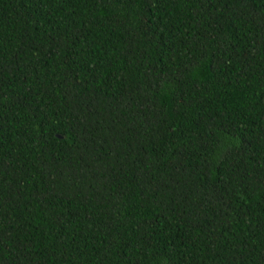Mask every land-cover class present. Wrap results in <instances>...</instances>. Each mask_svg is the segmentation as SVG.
<instances>
[{
	"label": "trees",
	"instance_id": "1",
	"mask_svg": "<svg viewBox=\"0 0 264 264\" xmlns=\"http://www.w3.org/2000/svg\"><path fill=\"white\" fill-rule=\"evenodd\" d=\"M0 264H264V0H0Z\"/></svg>",
	"mask_w": 264,
	"mask_h": 264
}]
</instances>
